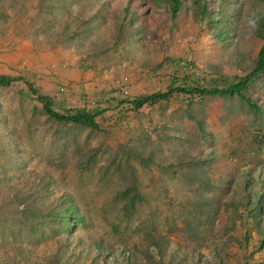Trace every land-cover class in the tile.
<instances>
[{
  "label": "rangeland",
  "instance_id": "1",
  "mask_svg": "<svg viewBox=\"0 0 264 264\" xmlns=\"http://www.w3.org/2000/svg\"><path fill=\"white\" fill-rule=\"evenodd\" d=\"M133 1H5L8 18H0V45L15 57L8 76L18 79L10 87H0V153L6 150L7 161L18 154L14 166L7 163L4 169L0 165V260L5 264H55L53 241L33 233L31 224L15 212L14 192L26 191L34 177L25 172L35 171L37 160L61 165L63 179L86 202L115 183V176L106 184L98 181L101 167L114 152L121 153L122 163L134 167L137 181L144 184L158 170L153 167L148 172L149 166H142L133 149L143 156L152 150L155 161L165 155L176 158L183 147L195 149L196 154L206 144L194 119L202 121L206 131L226 137L225 142L213 144L223 147L227 157L219 155L216 169L230 173L229 167L236 166L239 172L244 163L264 160V130L257 118L255 126L249 124L255 118L237 97H194L190 101L188 96L175 94L138 112L120 106L127 98L164 92L182 83L224 87L249 73L263 43L252 32L247 10L236 11L237 26L231 17L232 22L219 25L230 35L219 43L207 27H191L184 14L170 30L166 14L141 0ZM129 21L135 22V30L127 29ZM214 70L220 72L212 75L218 77L216 82L208 76ZM260 83L248 89L249 97L256 101L264 99ZM37 95L50 98L60 114L105 109L98 119L99 130L89 132L55 122L45 115ZM91 150L95 152L92 172H78V153ZM39 202L36 205L44 210L49 198L42 196ZM220 211L212 233L218 244L231 247L233 253L236 245L229 238L242 234L237 229L242 224L235 221L236 226L231 227L223 206ZM92 217L99 230L107 231L100 216ZM124 226L122 223V230ZM253 250L251 246L242 248L240 255H248L249 260L241 257L240 263L254 264Z\"/></svg>",
  "mask_w": 264,
  "mask_h": 264
},
{
  "label": "trees",
  "instance_id": "2",
  "mask_svg": "<svg viewBox=\"0 0 264 264\" xmlns=\"http://www.w3.org/2000/svg\"><path fill=\"white\" fill-rule=\"evenodd\" d=\"M5 1L0 0L2 19L8 18ZM253 1L257 5L252 0H141L142 4H150V7L167 15L170 30L181 22L184 14L191 27L196 30L207 27L212 38L219 43L230 38L225 26L219 25L232 22L229 20L231 17L237 26V12L246 9L245 15H251V21H255L254 27L251 24L252 32L263 45L257 52L251 71L224 87L182 83L164 92L127 98L120 106L127 112H138L146 105L168 101L175 94L188 96L190 101L194 97H237L245 102L248 112L255 118L249 124L255 126L257 118L259 128L264 130V99L256 101L248 95L249 87L259 84L260 80L264 94V0ZM136 26L134 21H129L127 29L132 31ZM219 73L212 71L208 74L209 80L216 82L218 77L214 76ZM17 80L0 75V87H10ZM28 86L32 93H37ZM36 98L48 118L89 132L99 130L98 119L106 112L96 107L91 111L76 109L60 114L53 109L50 98L43 95ZM194 121L206 144L196 154L195 149L183 147L176 158L167 159L165 155L155 161L156 154L152 150L150 155L143 156L133 149L142 166H149L148 172H152L153 167L158 170V175L152 172L144 184L137 181L134 167L122 163L121 153L114 152L101 167L98 181L106 184L115 176V183L109 191L96 195L92 202H86L68 186L59 170L61 165L47 159L37 160L36 170L25 172L34 177L25 186L26 191L14 192L15 212L31 224L33 233L53 241L55 264H75L77 260L81 262L79 264H245L249 256H241L240 250L247 246L254 249V255L256 253L254 264H264V160L244 163L239 172L236 166L229 167L230 173L216 169L219 155L227 157L223 147L219 149L213 144L221 140L225 142L226 137L206 131L202 121ZM94 154L93 150L78 153L75 160L78 172H92ZM6 156L4 150L0 153V161ZM13 156L12 160L5 159L0 165L4 169L7 163L14 166L18 162V154ZM42 196L49 198L44 210L36 205L41 204ZM221 206L225 209L224 215L232 220L231 227L235 221L242 224L237 228L242 230V234L229 238L236 245L233 253L231 247L218 244L216 235L212 233V224L221 212ZM92 215L100 216L107 231H101L93 224ZM122 223L125 224L123 230ZM241 257L248 258L240 263ZM0 264L5 263L0 260Z\"/></svg>",
  "mask_w": 264,
  "mask_h": 264
},
{
  "label": "crops",
  "instance_id": "3",
  "mask_svg": "<svg viewBox=\"0 0 264 264\" xmlns=\"http://www.w3.org/2000/svg\"><path fill=\"white\" fill-rule=\"evenodd\" d=\"M2 43L0 45V75H9V67H14L15 57L9 55L7 48H1Z\"/></svg>",
  "mask_w": 264,
  "mask_h": 264
},
{
  "label": "clouds",
  "instance_id": "4",
  "mask_svg": "<svg viewBox=\"0 0 264 264\" xmlns=\"http://www.w3.org/2000/svg\"><path fill=\"white\" fill-rule=\"evenodd\" d=\"M250 23L253 25V27L255 26V21H250Z\"/></svg>",
  "mask_w": 264,
  "mask_h": 264
}]
</instances>
